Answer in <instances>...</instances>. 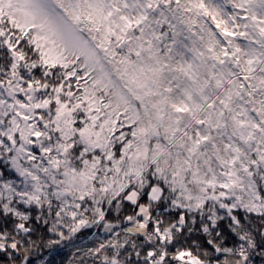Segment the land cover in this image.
<instances>
[{
	"label": "rangeland",
	"instance_id": "1",
	"mask_svg": "<svg viewBox=\"0 0 264 264\" xmlns=\"http://www.w3.org/2000/svg\"><path fill=\"white\" fill-rule=\"evenodd\" d=\"M181 1L172 9L163 0H0L22 21L41 22L55 39V53L78 59L84 73L75 88L92 121L85 120L82 129H74L72 103L58 95L43 102H56L63 138L58 143L38 132L45 105L21 98L32 92L27 85L0 86V161L9 158L15 172L0 177V202L28 219L17 203L40 208L49 194L60 200L68 233L54 249V261L87 254L124 226L147 236L146 204L140 203L137 216L123 226L104 221L103 202L124 194L133 182L139 185L150 167L170 184L181 208H199L215 197L246 211H257L264 202L256 187L264 184V0ZM160 30L165 35L159 44L170 41L167 35L175 41L169 52L158 50ZM107 55L111 68L102 58ZM94 86L107 87L104 94L113 97L104 108L92 105ZM125 118L135 124L126 145L117 146L115 130ZM79 146L96 155L73 160L71 150ZM36 153L45 166L36 163ZM162 195L161 187H153L148 198L156 203ZM138 199L131 190L127 200ZM87 201L100 205L93 222L80 209ZM75 214L83 217L79 226L94 228L77 244L70 239L78 229ZM179 224L178 229L184 220ZM154 225L162 244L170 243L177 226ZM8 248L17 250L16 239L1 235L0 250ZM166 254L164 248L162 260ZM179 256L203 264L189 251ZM47 258L35 256L31 264H45ZM101 264L125 263L104 257Z\"/></svg>",
	"mask_w": 264,
	"mask_h": 264
},
{
	"label": "trees",
	"instance_id": "2",
	"mask_svg": "<svg viewBox=\"0 0 264 264\" xmlns=\"http://www.w3.org/2000/svg\"><path fill=\"white\" fill-rule=\"evenodd\" d=\"M163 2L165 5L172 6V9L176 5H182L181 0H163ZM42 26L41 22L22 21L17 17L14 8L0 6V86L4 87L7 83L14 81L23 87L27 85L32 92L21 98L26 100L29 96L37 105H45L43 102L47 97L54 98L58 95L63 102L72 103L71 107L75 110L74 129H82L87 120L92 121L90 114L84 112L89 106L86 101L84 103L81 101L78 95L80 89L75 88L80 77L84 76L82 66L78 59L73 57L65 59L64 56H59L63 53L57 55L54 50L55 39L45 33ZM164 35L165 31L158 32L155 37L157 45ZM167 39L170 40L167 44L165 41L159 44L158 50L162 53L169 52L170 49L167 48L175 43L172 36L167 35ZM106 57L109 58L108 55L102 56L105 64L111 68L112 65ZM111 76L114 77L113 74ZM94 87L92 89H95L97 99L92 105L96 108L100 106L104 108V105L110 103L113 97L104 94L107 87ZM39 99L42 102H39ZM55 107V100L45 105L42 110L43 117L39 118L37 125L41 137L50 144L63 140L57 129L55 119L57 108ZM134 124L135 122L127 121L126 118L121 119L115 130L117 135L114 139L118 142L117 146L126 145L130 138L128 131L132 130ZM76 137L79 139L78 136ZM72 139L74 140L75 137ZM71 151L72 159H76L77 162L82 160L84 155L89 158L96 155L89 149L83 151L81 146L73 147ZM36 154V163L45 166L39 160L40 155ZM101 154H98L100 158L107 157ZM9 162L7 157L0 161V177L15 173L9 166ZM153 170L154 167L147 170V175L142 177L143 180L139 185L133 182L126 191L128 194L126 192L122 194V192L118 197L110 196L106 202H103L104 211H106L104 221L120 223L123 226L137 216L140 203L146 204L150 214V229L147 236H139L131 232L122 233L113 239H107L97 248H91L87 254L80 255L76 259L67 258L59 263L54 261L52 253L57 246L64 243V236L68 233L64 223L65 218L60 212V200L49 194L40 208L25 201L17 203L19 212L26 213L28 219H21L14 213V209H4L3 203L0 202V236L14 237L17 241V250L9 248L0 250V264H31L35 256L48 257L45 264H101L104 257L122 259L125 264H149L151 252L154 250L161 256L164 248L167 250L165 259L178 258L182 252L189 251L203 264L212 262L264 264V202L260 209L257 207V211H246L240 206H228L225 200L215 197L204 200L199 208H181L175 202L176 196L170 184L158 179ZM153 187H161L163 190L161 199L156 203L150 202L148 198ZM256 187L259 188L261 198L264 199V184L259 181ZM131 190H136L138 193V203L127 200ZM18 201L20 199L16 198L15 202ZM99 206L93 201H87L80 208L83 211V217H89L88 221L91 222L96 220L100 217L97 215ZM83 217L75 214L73 218L78 229L70 236V239L74 240L75 244L86 240L94 231L90 223L79 226L80 223L77 221ZM181 220H184L185 224L178 229ZM154 223H158L161 229L177 226L171 234L170 243L166 242L167 244L164 245L159 236L152 235L156 228ZM22 226L30 231L23 232L20 229ZM240 244L245 245L246 256L242 251L238 253Z\"/></svg>",
	"mask_w": 264,
	"mask_h": 264
},
{
	"label": "built area",
	"instance_id": "3",
	"mask_svg": "<svg viewBox=\"0 0 264 264\" xmlns=\"http://www.w3.org/2000/svg\"><path fill=\"white\" fill-rule=\"evenodd\" d=\"M124 232H128V230H124ZM110 237L113 238V236H110ZM152 262H153V264H185V263H187V258H185V260H175V261H164V262H162L161 260H159L158 257H156V255H154ZM215 264H217V263H215Z\"/></svg>",
	"mask_w": 264,
	"mask_h": 264
}]
</instances>
